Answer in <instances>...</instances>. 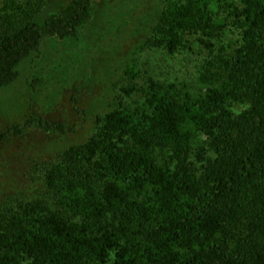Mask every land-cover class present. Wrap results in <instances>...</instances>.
<instances>
[{
	"label": "trees",
	"instance_id": "obj_1",
	"mask_svg": "<svg viewBox=\"0 0 264 264\" xmlns=\"http://www.w3.org/2000/svg\"><path fill=\"white\" fill-rule=\"evenodd\" d=\"M97 1L0 0V87ZM120 69L92 131L0 191V264H264V0H161ZM33 128L74 130L31 114L0 142Z\"/></svg>",
	"mask_w": 264,
	"mask_h": 264
},
{
	"label": "rangeland",
	"instance_id": "obj_2",
	"mask_svg": "<svg viewBox=\"0 0 264 264\" xmlns=\"http://www.w3.org/2000/svg\"><path fill=\"white\" fill-rule=\"evenodd\" d=\"M65 2L47 0L39 20L60 11ZM160 6L161 0L97 1L77 37H47L38 52L17 65L16 81L0 87V131L31 114L64 121L74 130L53 134L33 128L0 142V191L13 190L35 161L54 156L92 131L94 114L114 103L123 80L121 64L148 35ZM175 63L180 75L187 71L181 59ZM190 67L194 70L192 61Z\"/></svg>",
	"mask_w": 264,
	"mask_h": 264
}]
</instances>
